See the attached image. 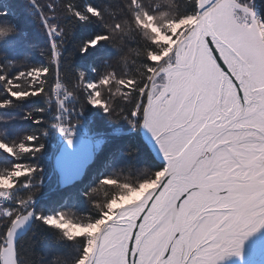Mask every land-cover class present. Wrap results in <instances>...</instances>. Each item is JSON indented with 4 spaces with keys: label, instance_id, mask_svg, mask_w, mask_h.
Wrapping results in <instances>:
<instances>
[{
    "label": "snow or ice",
    "instance_id": "1",
    "mask_svg": "<svg viewBox=\"0 0 264 264\" xmlns=\"http://www.w3.org/2000/svg\"><path fill=\"white\" fill-rule=\"evenodd\" d=\"M191 3L189 15L197 26L183 42L173 37L179 46L171 52L159 47L152 52L163 60L153 66L149 57L144 82L129 83L126 106L115 113L126 110L129 118L151 130L166 166L149 176L153 190L129 214L113 218L105 207L98 211L99 219L88 218V224H97L108 217L94 239L77 238L81 247L76 264H219L226 256H242L245 240L264 227V21L257 18L255 0ZM76 16L85 19L79 12ZM109 39L100 36L91 46ZM41 71L39 84H47L49 70ZM4 79L16 100L25 98L13 95L16 89L35 96L46 91L30 77L27 84L19 83L20 74L15 80L0 76ZM78 82L89 103L114 114V105L94 87L99 82L85 84L83 74ZM60 131L71 143V130ZM26 140L24 147L42 150L36 135ZM7 154L17 157L11 146ZM25 167L31 169L29 179L13 177L11 188L0 189V199H8L18 183L39 171ZM0 175L10 176L11 170ZM31 215L17 216L0 239V264H12L14 234ZM56 216L71 223L67 214ZM36 218L56 227L46 217Z\"/></svg>",
    "mask_w": 264,
    "mask_h": 264
},
{
    "label": "trees",
    "instance_id": "2",
    "mask_svg": "<svg viewBox=\"0 0 264 264\" xmlns=\"http://www.w3.org/2000/svg\"><path fill=\"white\" fill-rule=\"evenodd\" d=\"M169 1L172 2V11L175 12L177 21L181 18L191 17L189 15L192 11L191 0ZM2 3L22 10L24 15L29 12L28 19L22 16L24 22L20 24L26 23L27 27L32 29L31 33H26V29L22 30L21 26L15 29L10 25L16 17L8 18L7 14L0 15V21L4 25H1L0 28L3 30H0V38L3 39L0 42V76L15 80L20 74L22 79L19 83L23 84H27L30 77L32 81L37 82L38 87H42L46 91L42 95L35 96L34 92L16 89L13 95L18 94L25 97L22 100H16L7 91V80H0V104L9 105L0 107V118L6 116L8 118L6 121L0 120V138L5 145L15 148L17 154V157H12L0 149V174L10 170L12 173L18 167L24 168L25 165H29L37 167L41 171H44L43 167H45L47 174L55 175L54 169L48 167L49 163L46 164V156L52 152L50 145L55 140L56 132L49 129L47 115H42L43 109L45 110L48 102L54 96L51 88L56 72L53 66V50L45 44L41 51H34L31 55L24 57L23 54L27 50L23 48L33 44L34 40L48 41L46 30L41 26V17L33 11L30 3H25L24 0H3ZM49 3L54 11L50 10ZM129 3H131L130 0L40 1L45 16L49 18L52 15L55 16L56 18H52V21L58 24L61 32L59 37L61 42L59 41V43H61L60 48L63 49V55L61 57L62 67L59 70L60 78L65 82L67 89L78 97V115L75 116L80 122L83 121V115L92 118L90 124L97 134L110 133V131L120 130V128H131L133 119L128 117L126 110L123 111V114H115L121 107L126 106L125 89L132 80L137 81V86L144 82L145 67L149 63L150 56L153 66L158 65L156 58L161 57L160 54L153 56L152 52L156 51L158 47L163 48V44L159 45L146 39L144 34L130 25V29L125 32L111 34L108 31L111 25L107 22H100L99 18L89 14L85 8L86 5H90L100 11L113 9L116 15L114 18L120 19L126 24L129 23L131 15ZM255 3L259 6L261 17L264 19V0H255ZM6 8L7 10L4 9L5 13L11 11L9 6ZM76 12L83 15L85 19H78ZM18 22L16 23L18 24ZM99 32L108 35L110 39L101 41L94 48L87 47V51H85L84 45L94 41ZM31 34H34L33 37ZM16 57L18 58L17 62H15ZM113 63L116 68H120L122 71L124 83L117 88L118 92L114 88L116 95L111 97L114 114H109L103 113L101 109L97 110L91 107L84 91H82L83 83L78 82V79L83 74L84 81L95 82L96 75L101 74L103 69L107 68V64L113 65ZM42 69L49 70L46 76L48 83L40 85L38 78L43 76ZM127 99L130 100L131 96H128ZM49 111V114L52 115V110L49 109ZM138 129L139 126L129 136L114 137V135H110L108 138L109 134H105L107 137L106 146L99 151L83 179L76 185L61 189L55 178H51L47 182L41 171L35 172L31 180L18 183L14 198L11 199L12 202L10 201L4 208H0V239L5 237L17 216L28 212H24L22 207V204L28 200L36 202L32 209L37 216L53 213L51 206L55 204V209L57 208L63 214L77 213L78 223L92 225L87 223L88 218L99 219L98 211L105 207L108 211L115 196L123 194L127 189L140 188L148 181L152 173L163 168L153 162L151 154L141 143ZM29 135H36L39 144L43 146L39 153L34 152L31 147H24L28 144L26 138ZM20 179L23 181L26 177H20ZM105 179L110 180L106 181L104 187L101 188ZM42 181H45V186L40 185L41 187H39L37 184ZM27 183L32 186L24 189ZM17 246L20 264H75L81 247L78 239L67 241L65 234L60 229L47 226L37 218L33 228L27 233V236L19 241ZM53 247L61 249V251L57 252L58 254L50 253L53 252Z\"/></svg>",
    "mask_w": 264,
    "mask_h": 264
},
{
    "label": "rangeland",
    "instance_id": "3",
    "mask_svg": "<svg viewBox=\"0 0 264 264\" xmlns=\"http://www.w3.org/2000/svg\"><path fill=\"white\" fill-rule=\"evenodd\" d=\"M2 1H0L1 2L0 3V15H6L7 14L8 18H11V17L15 18L16 17L17 20L15 18V21H12V25H10V26H12L15 29H18V27L21 26L22 30L26 29L25 30L26 33H31L30 30L32 28H30V27L28 28L26 23H24V25L20 24L21 22L22 23L24 22V20L22 19V16H25V18L28 19L29 12L25 13V15H24L22 10L15 8V7L11 6L10 4H8L9 8H11V11L10 12L7 11L5 13V10H7L6 7H8V6L3 4ZM24 1H25V3H30V5L34 9L33 11L36 12L41 17V26H43V28H45V30H46V37H47L48 41L47 40H39V39L34 40L33 44L23 48V49L27 50L26 52H24L23 56L24 57H25V55L29 56L32 54V52L34 53V51H41V49L44 47L45 44L47 46L49 45L50 49L53 50V66H54L55 71H56L55 72L56 87L53 90L54 96H53V99L50 102H48L49 104L46 103L48 106L45 107V110L43 109V113H42V115L43 114L47 115V118H48L47 123H48L49 129L53 132H56V134L54 135L55 140L53 141V144L50 145L52 147V152H50L49 155L46 156V161H47L46 164L49 163L48 167L50 166L51 169H54L55 175H53L52 173L50 175L47 174V172L45 171L46 170L45 167H43L44 171L39 170V171H41L43 177L44 178L46 177L47 182L50 181L51 178H55L57 184L61 187L59 174H58L57 169L55 168L56 167V165H55L56 164V156L59 153L61 146L67 140H69V138L66 137V135L60 131L61 128H69L71 130V132L73 133V135H71V137H70L71 139H77V138H82V139H87V140L90 139L92 142V145H94V147H95V149H94V156H95L94 159H95L96 155L99 153V151L102 150L106 146V143H107L106 138L107 137H105V134H109L108 138H110V135H112V136L114 135V137L129 136V135L133 134L134 131L136 130L137 126H139L138 132H140L141 143L145 146V148H147L149 154H151L153 162L155 164L159 165L161 168H164L165 166H162L155 161L154 155L151 153L149 146L143 141V132H141L142 131V125H143L142 121L137 123L133 119L132 120L133 123L131 125V128H129V129H121L120 128V130L110 131V133H105V134L99 133V134H97L93 130V128L90 124L92 122V118H87V117H85V115H83V121L82 122H80L76 118L75 115H78V113H77L78 97L76 95L74 96L67 89V87L65 86V82H63L60 78V71L59 70L62 67L61 57L63 55V49L60 48L61 43H59V41H60L59 37L61 36V32L59 31L58 24H55V22L52 21V18H56V17L53 15L51 16V18L45 16L43 9H42V6L40 5L41 0H24ZM130 2H131V3H129L130 6L129 5L128 6L131 10L130 11L131 15L129 18V23H126V24H125V22L120 21V19L118 20L117 18H114L115 12L113 11V9L111 10L109 8L107 11L106 10L105 11H99V13H98L96 11L97 8H95V7L92 8L90 5H86L85 8L89 14L95 15V17L99 18L100 22H104V23L107 22L109 25H111L110 29H108L109 33H111V34L122 33V32L127 31V29L129 30L130 26H133L134 28L139 30L140 33L144 34L146 39L153 41L154 43L159 44V45L163 44V48H165L164 51H167V52H171L173 48L178 47L179 46L178 41L183 42V40L185 38V34L188 33L190 30L195 28L196 20L192 16L191 17H185L183 19L181 18L179 21H177L178 19L175 18L176 14H175V12L172 11L173 10L172 5H171L172 2H170L169 0H130ZM238 2H239V0H238ZM87 4H88V1H87ZM49 6H51V3H49ZM53 9L54 8L51 6L50 10L54 11ZM238 13H239V15H243V13L241 11H239ZM257 16L261 19V21H264V19L261 17V11L259 8H258V15ZM120 18H122V17H120ZM18 20H20V21L18 22ZM16 22H18V24ZM2 23L3 22L0 21V28H1V25L4 26ZM10 24H11V22H10ZM128 26H129V28H128ZM0 30H2V29H0ZM57 33H59V34H57ZM33 35L34 34H31L32 37H33ZM98 35L94 41H91L90 43L87 42L83 48H85V49H87V47L94 48L91 45L96 41V39L98 37H100V35L103 36V32H101V33L99 32ZM173 37H178V41L174 40ZM1 39L2 38H0V42H1ZM33 39H35V38H33ZM102 41H104V40H102ZM165 46H167V47H165ZM18 54H19V51H18ZM57 56L59 57L58 60H57ZM110 59L112 60V58H110ZM113 59H115V58H113ZM17 60H18V58L16 57L15 62H17ZM162 60H163L162 56L157 57L156 63L159 65ZM121 74H122V71H120V68H116V65L114 63H113V65L107 64V68L105 70L103 69L101 74L98 73L96 75L97 78H96L95 82L86 81V80L84 82H85V84H87V83H98L99 82L94 87L98 88L99 93H102L103 97L108 98L110 103H112L111 97L116 95V94H114V91L116 90V92H118L117 88L120 87V85L124 83L123 82L124 79L122 78L123 75H121ZM122 79H123V81H122ZM83 80H84V75H83ZM110 88H113V89H110ZM114 88H115V90H114ZM82 91H84V95L87 97V100L89 101L90 97L88 96L87 91L84 89V85L82 87ZM97 103H99V100H97ZM91 107L94 109H97V110L101 109V111L103 113H106L102 108L95 107L92 104H91ZM49 109L52 110V113H51L52 115L49 114V112H50ZM22 118H24V117L22 116ZM6 119H8L7 116L5 118H0V120H2V121L3 120L6 121ZM146 131L148 132V138L149 139L151 137H153V134H152L150 129L147 128ZM0 149H3V151L6 154L8 153V146L5 145V143L2 141L1 138H0ZM23 149H25V148H23ZM158 150H159V153L162 154V151L159 149V147H158ZM138 151H139V149H138ZM7 155H9V154H7ZM9 156H12V155H9ZM35 168H37V167H35ZM88 168H89V166H87V169ZM87 169L85 170L84 175L86 174ZM30 170L31 169L26 168L25 166H24V168L18 167L16 170H13V172L11 173L10 176H7V177L0 176V189L11 188L13 177H19V178L20 177H23V178L26 177V179L29 178L27 174ZM83 177H82V179H83ZM81 180H79V181H81ZM77 183H79V182H76L72 185L70 184L67 187H61V189L68 188L70 186L76 185ZM27 184L30 185V187L32 186L30 183H27ZM37 185L39 187H41L40 185L45 186V181H42L40 183L38 182ZM17 187H18V185H17ZM17 187H16V189H17ZM28 187L29 186H27V187L24 186V189L28 188ZM16 189H13V191L10 194V197L8 199H0V208H4V206L7 205V203L9 201H11V199L14 198V194L16 193ZM150 189H152L151 184H149L146 181L138 189H136V188L132 189L131 188V189H127L125 192H123V194H118L117 196H115L113 201L110 203V206L108 207L109 216L115 217L116 214L122 208H124V206L133 205L134 203L140 201L141 199H143V196L145 195V193ZM3 195H4V193L0 192V196H3ZM35 204H36L35 201H31V200L26 201V203L22 204V207L24 208V212L31 211L33 206H35ZM55 206H56L55 204L51 206V209H53V211H54L53 213H48V215H44L43 217H46L47 219L53 221L54 224L56 225V227H53V228H55L57 230L60 229V231L65 234L67 241H71V240L76 241L78 237H84V236H87L90 240L94 239L96 237V234L98 233L97 231L102 228L103 224L108 219V217H105V222H98L97 224L85 225L82 222L81 223L77 222V220H78L77 219V213L70 212V213H67L69 221H71V223H69L68 221L64 220L63 216H60V217L56 216V215L62 214V213L60 211H58L57 208L55 209ZM26 214H27V212H26ZM26 214H24V215H26ZM36 217H37V214H36ZM35 220H36V218H35ZM69 237H71V238H69ZM54 248L55 247H53V249H52L53 252H50V253L58 254L57 252L61 251V249H58V248L54 249ZM18 262H19V259H18Z\"/></svg>",
    "mask_w": 264,
    "mask_h": 264
},
{
    "label": "water",
    "instance_id": "4",
    "mask_svg": "<svg viewBox=\"0 0 264 264\" xmlns=\"http://www.w3.org/2000/svg\"><path fill=\"white\" fill-rule=\"evenodd\" d=\"M196 26H197V21L195 27ZM146 129L147 128L144 125H142L141 132H143V141L149 146L151 153L154 155L155 161L162 166H166V159L161 153H159L158 145L154 136L149 139L148 132L146 131ZM71 141L72 142L69 143L67 140L61 146V149L56 156L55 168L57 169L59 174L61 187H67L70 184L72 185L76 182H79V180H81L82 177L84 176L87 166H89V164L92 163L95 157L94 156L95 147L94 145H92L90 139L87 140V139L77 138V139H71ZM152 190L153 189L148 190L145 194L151 192ZM138 202L134 203L133 205H129V207L130 206L133 207ZM121 210H123V208ZM30 212L32 213V215L29 217V219L25 222L24 225H22L20 228L17 229V231L14 234L16 249L15 252L12 253V264H15V260L17 258L18 242L22 238L27 236V233L32 229L34 225L33 223L35 222L36 213L34 212V210H31ZM118 216H119V212L113 218H116ZM103 227L104 224L102 228ZM100 230H98L97 232H99Z\"/></svg>",
    "mask_w": 264,
    "mask_h": 264
},
{
    "label": "bare ground",
    "instance_id": "5",
    "mask_svg": "<svg viewBox=\"0 0 264 264\" xmlns=\"http://www.w3.org/2000/svg\"><path fill=\"white\" fill-rule=\"evenodd\" d=\"M239 11L240 10L237 9L238 15H239L238 13ZM257 18L260 19L258 16ZM131 209H132V206L130 207L129 205L125 206L123 210L119 211V215L129 214ZM219 264H264V227L253 232L245 240L242 256H236V255L226 256L224 259H222L219 262Z\"/></svg>",
    "mask_w": 264,
    "mask_h": 264
}]
</instances>
